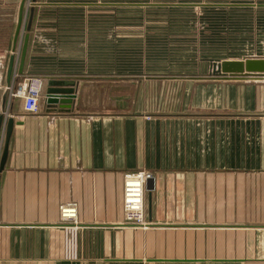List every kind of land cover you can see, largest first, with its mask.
I'll return each instance as SVG.
<instances>
[{"label": "crops", "instance_id": "crops-1", "mask_svg": "<svg viewBox=\"0 0 264 264\" xmlns=\"http://www.w3.org/2000/svg\"><path fill=\"white\" fill-rule=\"evenodd\" d=\"M21 1L0 0V53L13 51ZM243 1L178 4L204 13L182 32L183 57L204 61L144 71L126 67L125 45L98 54L86 43L108 41L111 8L165 4L27 0L14 89L44 85L39 112H27L2 71L0 163L10 118L14 127L0 170V264H264V78L212 74V60L264 58V0ZM52 78L76 81L71 104L49 103ZM138 171L153 175L147 227L123 212L124 176ZM67 202L76 224L60 217Z\"/></svg>", "mask_w": 264, "mask_h": 264}, {"label": "rangeland", "instance_id": "rangeland-1", "mask_svg": "<svg viewBox=\"0 0 264 264\" xmlns=\"http://www.w3.org/2000/svg\"><path fill=\"white\" fill-rule=\"evenodd\" d=\"M18 0L17 4L19 3ZM112 2H146L161 3L164 6L155 7H115L105 14L104 18H110L111 25L105 26L108 34L105 42H88L89 50L95 53H102L110 50L114 51L119 44V51L126 47L125 65L128 69L151 70L164 69L171 66H194L199 65L204 59L194 56L188 61L183 57V29L187 19L204 16L195 7L187 8L178 5L184 2H200V0H110ZM228 1V0H219ZM230 1V0H229ZM30 2V0H28ZM239 2H244L239 0ZM235 15V14H234ZM102 16V15H101ZM98 17V16H96ZM246 17V13L237 15ZM114 18V19H113ZM119 23V25H118ZM87 28L97 29L98 26L89 23ZM119 31V33L117 32ZM88 34L92 36L89 31ZM93 37V36H92ZM96 37V36H95ZM120 39V40H119ZM186 40V39H185ZM193 44L194 39L191 36ZM186 43V41H185ZM84 47V43H81ZM87 47V46H86ZM11 49H8L10 51ZM193 50V49H191ZM113 61V60H112ZM188 61V62H187Z\"/></svg>", "mask_w": 264, "mask_h": 264}, {"label": "built area", "instance_id": "built-area-1", "mask_svg": "<svg viewBox=\"0 0 264 264\" xmlns=\"http://www.w3.org/2000/svg\"><path fill=\"white\" fill-rule=\"evenodd\" d=\"M16 51H8L0 53V87L3 86L2 71L8 67L11 54ZM19 53V52H17ZM15 55V54H14ZM17 73V67L14 66L12 74V83L5 86L11 96L19 97L24 100V109L27 112L37 113L40 110V96L42 93L44 81L40 77H32L28 81L21 82L14 89V81ZM150 171H138L126 173L123 182V212L125 222L140 227H147L149 221L146 217V185L152 178ZM60 217L62 221L78 222V206L75 202L63 203L59 206Z\"/></svg>", "mask_w": 264, "mask_h": 264}, {"label": "water", "instance_id": "water-1", "mask_svg": "<svg viewBox=\"0 0 264 264\" xmlns=\"http://www.w3.org/2000/svg\"><path fill=\"white\" fill-rule=\"evenodd\" d=\"M27 0H22L19 9L18 22L15 31L13 42V51L17 48L18 39L22 29V23L25 15ZM29 44V34L26 35L23 48L21 51V61L19 66V74L23 73L25 65L26 54ZM15 66V55H11L8 63L7 80L10 83ZM212 74L220 78H236V79H259L264 78V58L248 57L244 59H223L212 60ZM75 85L74 79H50L48 81L47 95L49 103L51 104H71L75 98ZM4 122V115L0 116V130ZM14 127V119L10 118L6 128V138L3 153L1 155L0 170L2 171L8 157L10 138ZM149 181H152L151 183ZM150 183V184H149ZM146 189L151 191L154 189L153 180H148ZM151 200V194H150Z\"/></svg>", "mask_w": 264, "mask_h": 264}]
</instances>
